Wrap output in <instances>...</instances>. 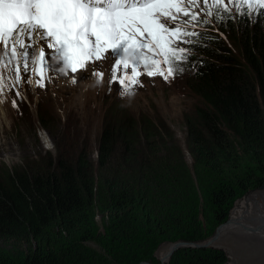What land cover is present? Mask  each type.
I'll list each match as a JSON object with an SVG mask.
<instances>
[{
  "label": "trees",
  "instance_id": "1",
  "mask_svg": "<svg viewBox=\"0 0 264 264\" xmlns=\"http://www.w3.org/2000/svg\"><path fill=\"white\" fill-rule=\"evenodd\" d=\"M233 17L214 16L218 32L203 27L184 45L177 65L199 105L183 117L182 144L163 118L115 107L103 113L95 162L82 147L43 171L0 175V241L24 247L0 248V264L155 263L160 245L204 241L264 184V19ZM224 262L220 251L186 248L169 264Z\"/></svg>",
  "mask_w": 264,
  "mask_h": 264
},
{
  "label": "rangeland",
  "instance_id": "2",
  "mask_svg": "<svg viewBox=\"0 0 264 264\" xmlns=\"http://www.w3.org/2000/svg\"><path fill=\"white\" fill-rule=\"evenodd\" d=\"M208 7L213 11L211 17L204 16L205 6L202 0L195 8L201 19L212 21L205 26L198 25V31L206 27L210 31L213 29L218 32L213 19L217 14L224 18L233 14L235 19L241 15L230 0H224L219 8L212 6L209 0ZM225 8L228 11H225ZM241 11L244 9L241 8ZM255 16L258 15L253 13L247 16L248 22H253ZM219 36L239 55L232 41L221 34ZM147 39L146 36L138 38L137 43ZM175 39L173 37L174 42ZM43 46L46 48V45ZM143 52L146 59L135 64V80L125 79L126 74L128 77L132 75L135 56L124 54L128 68L125 69L123 65L117 68L115 60L110 59L111 48L103 53L100 60L86 61L85 67L78 68L75 73L71 72L62 60L54 59V49L46 48L45 62L50 67L44 72L42 81L44 87L39 83H25L24 80L18 84L14 82L13 69L18 65L23 67L20 57L12 59L10 63H0V77H3V85L0 86V175L18 168L26 171H43L47 168L48 161H54L58 155L74 157L82 147H86L89 158L95 162L103 113L106 109L115 107L118 108L117 111L121 109L128 111L135 118H139L140 115H146L153 120L163 118L182 144L185 135L183 117L193 113L194 107L199 105V100L184 86L182 72L176 73L180 70L179 65H176V71L168 79L158 72L153 76L147 75L149 71H157L152 60H162L163 57L154 45H150ZM193 66L190 64L186 68L192 70ZM33 67L36 65L30 63L28 80L40 82L41 76L32 72ZM97 67L102 75L89 71ZM53 68L56 69L55 72L52 71ZM160 68L166 71L167 66L161 65ZM110 69H116L114 76ZM24 75L21 71V76ZM121 80L124 82L120 83ZM11 91L15 96L11 95ZM17 92L21 95H16ZM39 114L43 118L44 127L37 121ZM185 160L188 165L191 164L187 154ZM242 197L233 205L232 215L231 211L229 213L228 219L231 216V224L225 227L220 235L227 241L230 253L223 248L219 250L209 247L197 250L220 251L225 257L223 264H235L232 260L240 261L237 264H264V230L252 229L256 221H261L264 225V191L251 193L246 199L245 195ZM96 221L99 223L98 216ZM218 227L202 242L216 235ZM86 245L95 251H101L99 244L94 241L87 242ZM165 245L158 247L155 254L156 262L147 263L160 264L166 259L167 255L164 252L169 248L161 250ZM19 247L13 242L0 241V248L14 250ZM216 247L221 248L220 245ZM170 259L164 264H169Z\"/></svg>",
  "mask_w": 264,
  "mask_h": 264
},
{
  "label": "snow or ice",
  "instance_id": "3",
  "mask_svg": "<svg viewBox=\"0 0 264 264\" xmlns=\"http://www.w3.org/2000/svg\"><path fill=\"white\" fill-rule=\"evenodd\" d=\"M200 0H0V63H10L20 57L22 68L13 69V80L20 83H39L44 87V72L50 67L45 62L47 49H54V59L63 63L75 73L83 69L88 60H100L105 51L112 50L117 68H128L124 54L135 56L132 75L125 79H136L135 64L145 60L143 50L154 45L159 49L162 60H152L157 72L165 79L176 71V65L187 58L184 44L194 43L193 36L200 33L189 30L211 20L201 19L195 11ZM241 15L258 14L264 19V0H230ZM204 16H213L208 7L209 0H202ZM224 0H211L219 8ZM241 8L244 11H241ZM225 11L228 9L225 8ZM218 15V14H217ZM219 19H224L219 16ZM147 40L137 43L138 38ZM175 37V42L173 41ZM94 38V39H92ZM206 38V37H204ZM46 45V48L43 46ZM119 57V59H116ZM4 58H7L5 61ZM30 63L34 74L41 81L28 80ZM166 65V71L161 69ZM183 69H180L182 71ZM21 71L25 74L21 76ZM56 71L55 68L52 69ZM102 75L99 68L89 69ZM114 76L116 69H110ZM112 77L110 76V79ZM124 81L121 80L120 83ZM3 77H0V86ZM142 86V85H141ZM16 95H21L17 92ZM15 104V101H13Z\"/></svg>",
  "mask_w": 264,
  "mask_h": 264
},
{
  "label": "water",
  "instance_id": "4",
  "mask_svg": "<svg viewBox=\"0 0 264 264\" xmlns=\"http://www.w3.org/2000/svg\"><path fill=\"white\" fill-rule=\"evenodd\" d=\"M96 158H97V153H96ZM259 189H264V184L259 188ZM253 191H249L248 193H251ZM246 193L245 196L248 194ZM243 198V197H242ZM236 202V201H235ZM235 204V203H234ZM226 223V222H225ZM224 224V223H223ZM221 224L215 231V233L221 228V226L223 225ZM215 240V234L212 235V237L207 240L206 242H183V241H177V242H174V243H167V245H169V253L167 255V258L163 261L160 262V264H164L166 263L170 257L179 249H186V248H190V249H204V248H209V247H212V248H215V249H222L220 247H215L213 246V242ZM162 246V245H161ZM159 249V248H158ZM157 249V251H158ZM157 251L155 252V254H157ZM140 264H149L147 262H142Z\"/></svg>",
  "mask_w": 264,
  "mask_h": 264
},
{
  "label": "bare ground",
  "instance_id": "5",
  "mask_svg": "<svg viewBox=\"0 0 264 264\" xmlns=\"http://www.w3.org/2000/svg\"><path fill=\"white\" fill-rule=\"evenodd\" d=\"M256 191H264V189H257V190H255V191H253V192H251V193H254V192H256ZM251 193H248V194L245 196V199H246V198L249 196V194H251ZM232 212H233V211H231L230 215H232ZM231 222H232V218H231V216H230V218L227 220V222L224 223V224L221 226V228L217 231V233H216V235H215V240H214V242H213V246L215 245V247H216V245H220L221 248H223L224 250H227L229 253H230V248H229V246H228V244H227V241H225L224 238H223L222 236H220V235H221V233H222V230H223L225 227H227L228 225H230ZM165 244H167V243H164L163 245H165ZM221 244H223V245H221ZM167 248H170L169 245H165V246H163V247L161 248V250H163V249H167ZM227 251H225V252H226L227 257H228V253H227ZM158 257L160 258V250H159V253H158ZM228 259H229V257H228ZM164 260H165V259H164ZM229 260H230V259H229ZM229 260H228V261H229ZM232 261H233V263H235V264H237V263L240 262V261H237V260H232Z\"/></svg>",
  "mask_w": 264,
  "mask_h": 264
},
{
  "label": "clouds",
  "instance_id": "6",
  "mask_svg": "<svg viewBox=\"0 0 264 264\" xmlns=\"http://www.w3.org/2000/svg\"><path fill=\"white\" fill-rule=\"evenodd\" d=\"M196 29V30H195ZM189 30H191V31H194V32H197L198 31V26L197 27H195V28H190ZM188 39H190V38H188ZM185 45V44H184ZM183 45V46H184ZM40 138V137H39Z\"/></svg>",
  "mask_w": 264,
  "mask_h": 264
}]
</instances>
